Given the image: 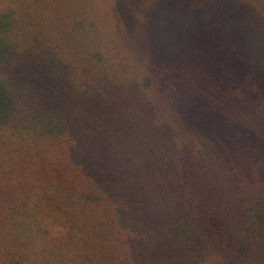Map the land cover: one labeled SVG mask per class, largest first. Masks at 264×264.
Masks as SVG:
<instances>
[{"label": "trees", "instance_id": "obj_1", "mask_svg": "<svg viewBox=\"0 0 264 264\" xmlns=\"http://www.w3.org/2000/svg\"><path fill=\"white\" fill-rule=\"evenodd\" d=\"M0 264H264V0H0Z\"/></svg>", "mask_w": 264, "mask_h": 264}]
</instances>
